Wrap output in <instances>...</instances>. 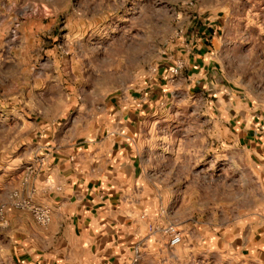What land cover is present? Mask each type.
<instances>
[{"label":"crops","instance_id":"1","mask_svg":"<svg viewBox=\"0 0 264 264\" xmlns=\"http://www.w3.org/2000/svg\"><path fill=\"white\" fill-rule=\"evenodd\" d=\"M15 4L14 0H0V84L5 96L10 90L4 87L7 84H16L12 90L19 94L24 90L26 80L17 76H24V51L36 43L39 50L46 35L51 37L42 16H27L15 40L12 13L44 11L47 6L45 0L34 2L32 9L28 4ZM202 20L194 18L193 30L178 37L176 47L144 84L115 100L84 104L71 128L50 116L48 104L37 107L22 97L29 110L36 111L33 121L22 116V130L29 133L27 123L38 126L31 168L23 171L21 183L14 189L49 207L51 221L45 227L28 211H6L3 219L12 245V264H153L149 253L156 258L158 253L165 255L161 264L174 263L167 255L162 228L174 219L180 223L182 214L188 213V178L183 171L187 164L182 158L187 155L188 134L173 133V128L158 139V127L185 118L164 114L174 105L169 95L180 91L187 97L210 85L223 87L224 82L216 77H229L225 59H235L228 48L232 38L225 34L229 17L224 22L218 19L213 30ZM176 59L183 61V67L173 78L168 68ZM36 80L30 83L33 89ZM222 91L229 102L216 103L213 108L234 129L229 131L234 144H243L249 155L259 158L256 167L264 178V105L258 113L255 108L234 105L231 89L220 88L218 96ZM10 95L7 97L12 98ZM260 184L264 189V179ZM198 194V219L203 221L204 231L221 228V240L225 236L230 240L220 245L228 258L215 264H264V191L257 193L256 204L244 222H239L236 207L227 211L214 206L207 211L211 196L216 204L222 199L221 182L203 185V190L199 187Z\"/></svg>","mask_w":264,"mask_h":264},{"label":"rangeland","instance_id":"2","mask_svg":"<svg viewBox=\"0 0 264 264\" xmlns=\"http://www.w3.org/2000/svg\"><path fill=\"white\" fill-rule=\"evenodd\" d=\"M14 2L28 4L32 9L38 0ZM45 2L44 11L12 13L11 33L15 40L19 39L21 23L27 16H42L51 30V37L46 35L39 50L36 43L24 51L26 60L21 69L24 76H17L19 80L26 81L20 94L12 90L16 84H7L4 87L10 90L5 96L1 91L3 84H0V206L9 204L0 215V264H12L9 251L12 245L6 235L8 226L3 217L8 209H17L10 205L13 198H26L14 188L20 185L23 171L31 168L29 165L36 148L38 124L27 123L31 129L29 133L22 130L23 115L34 120L31 118L35 108L29 110L27 106L31 103L37 107L48 104L50 116L55 115L65 127L71 128L84 104L94 106V103L99 105L112 101L128 89L144 84L153 69L159 70L173 46L176 47L178 37L187 34V30H193L196 26L194 18L203 19V23H209L206 24L208 29L213 30L218 19L222 18L224 22L228 16L225 34L232 38L228 48L235 59L227 57L225 60L231 75L216 77L219 83L224 82L223 87L210 85L187 97L180 91L169 95L174 105L163 111L164 114L187 119L181 118L173 124L164 123L158 127V139L173 128L176 131L173 133L184 131L188 134L187 155L182 157L187 164V171H183L188 178V200L185 204L188 213L182 214L180 223L175 219L171 222L181 230L183 238L179 244L170 245L168 236L162 233L167 255L172 256L173 264H215L227 259L222 255L220 245L230 242L229 236L221 240V228L209 232L207 227L204 231L203 221L198 219L201 215L198 216L197 199L199 187L203 190V185L210 187V184L221 182L222 199L216 204L211 196L207 211L214 206L227 211L236 207L239 222H244L246 213L256 204L257 193L264 191L260 184L264 178L256 167L259 158L256 154L249 155L243 144H234L229 137V131L234 129H230L226 118L213 108L216 103L229 102L224 96L225 91L218 96L220 88L231 89L234 105L255 108L261 113L264 105V0ZM35 79L38 91L30 85ZM17 97L18 101L13 100ZM22 97L29 104L23 102ZM235 192L237 197L234 198ZM158 255L160 259L153 253L147 256L152 257L153 264L164 263L165 255Z\"/></svg>","mask_w":264,"mask_h":264},{"label":"built area","instance_id":"3","mask_svg":"<svg viewBox=\"0 0 264 264\" xmlns=\"http://www.w3.org/2000/svg\"><path fill=\"white\" fill-rule=\"evenodd\" d=\"M182 67L183 61L181 59H176L175 62L168 68L169 75L173 78L176 77ZM157 71L158 69L155 68L152 73H156ZM7 205L9 206V204L0 206V215L4 214L5 209L8 207ZM10 205L17 209L28 211L34 220L42 226H48L51 221L50 208L35 203L31 197L21 199L13 198ZM162 230L168 236L170 245H177L182 241L183 236L177 224L169 223L163 227Z\"/></svg>","mask_w":264,"mask_h":264}]
</instances>
